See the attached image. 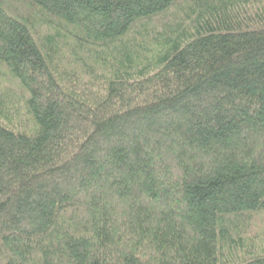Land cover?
<instances>
[{
  "label": "trees",
  "instance_id": "1",
  "mask_svg": "<svg viewBox=\"0 0 264 264\" xmlns=\"http://www.w3.org/2000/svg\"><path fill=\"white\" fill-rule=\"evenodd\" d=\"M0 264H264V0H0Z\"/></svg>",
  "mask_w": 264,
  "mask_h": 264
}]
</instances>
